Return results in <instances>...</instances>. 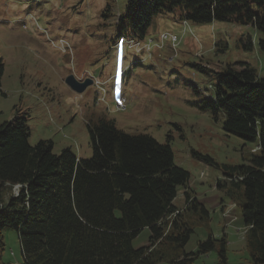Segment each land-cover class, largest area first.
<instances>
[{
	"label": "rangeland",
	"instance_id": "rangeland-1",
	"mask_svg": "<svg viewBox=\"0 0 264 264\" xmlns=\"http://www.w3.org/2000/svg\"><path fill=\"white\" fill-rule=\"evenodd\" d=\"M126 2L0 0V87L5 94L0 95V125L26 118L31 146L50 141L54 154L68 148L78 159L91 156L87 126L98 119L114 122L126 134L147 135L169 145L175 166L189 174L186 188L177 187L173 205L180 211L185 207L187 190L209 214L204 220L193 217L194 232L184 252H195L209 236L224 235L226 264H252L240 209L233 204L242 202V188L227 183L218 189L217 183L225 179L223 166H245L258 155L256 143L224 133L221 121L213 120L202 105L214 93L216 74L225 65L248 63L264 77V52L257 48L256 31L217 21L187 22L183 31L174 14H162L153 18L139 43L155 42L161 33L176 35L180 42L175 48L167 42L162 50L152 47L151 52L138 53L137 47H127L128 38L123 37L122 46L114 45ZM248 37L252 50L242 46ZM69 76L92 78L95 84L77 94L64 81ZM116 77L124 84L121 110L116 109L118 97L109 92ZM98 84L104 91L100 94ZM192 152L211 158L215 165ZM12 193L15 187L2 194V201ZM149 235L148 228L142 229L132 246H148ZM2 238L0 263L21 264L16 232L5 228ZM217 263L214 251L193 264Z\"/></svg>",
	"mask_w": 264,
	"mask_h": 264
},
{
	"label": "trees",
	"instance_id": "trees-1",
	"mask_svg": "<svg viewBox=\"0 0 264 264\" xmlns=\"http://www.w3.org/2000/svg\"><path fill=\"white\" fill-rule=\"evenodd\" d=\"M162 14L180 22L251 26L264 52V0H127L116 36L124 32L142 40ZM245 40L243 49L252 50V39ZM3 71L0 59V81ZM216 75L212 99L202 108L221 121L224 133L258 148L248 165L223 166L228 182L219 181L217 188L227 183L242 188V202L233 204L240 209L245 250L252 264H264V78L248 63L225 65ZM0 95L5 96L1 87ZM87 130L92 153L78 159L68 148L54 154L50 141L31 146L26 118L0 125V251L2 231L10 228L17 234L21 264H193L214 251L217 264H226L224 235L209 236L195 252H184L193 217L204 220L209 214L187 190L185 207L173 205L189 174L175 166L169 145L126 134L106 119ZM14 187L16 194L2 201ZM144 228L150 232L148 246L135 249L132 241Z\"/></svg>",
	"mask_w": 264,
	"mask_h": 264
},
{
	"label": "water",
	"instance_id": "water-1",
	"mask_svg": "<svg viewBox=\"0 0 264 264\" xmlns=\"http://www.w3.org/2000/svg\"><path fill=\"white\" fill-rule=\"evenodd\" d=\"M65 83L73 92L80 94L91 84V81L87 79L80 83L77 82L72 76H69L65 79Z\"/></svg>",
	"mask_w": 264,
	"mask_h": 264
},
{
	"label": "built area",
	"instance_id": "built-area-1",
	"mask_svg": "<svg viewBox=\"0 0 264 264\" xmlns=\"http://www.w3.org/2000/svg\"><path fill=\"white\" fill-rule=\"evenodd\" d=\"M160 39H161L162 41H164L165 39H171V37L169 38L167 34H163V35L160 36ZM10 254H11V256L13 255L12 252H11Z\"/></svg>",
	"mask_w": 264,
	"mask_h": 264
},
{
	"label": "bare ground",
	"instance_id": "bare-ground-1",
	"mask_svg": "<svg viewBox=\"0 0 264 264\" xmlns=\"http://www.w3.org/2000/svg\"><path fill=\"white\" fill-rule=\"evenodd\" d=\"M165 40H167V39H165ZM170 40H171L172 43H175V42L177 41V38H176L175 36H171V39H170ZM122 90H123V89L121 88V92H122ZM122 106H123V105H122ZM17 188H18V187H15V189H17Z\"/></svg>",
	"mask_w": 264,
	"mask_h": 264
},
{
	"label": "crops",
	"instance_id": "crops-1",
	"mask_svg": "<svg viewBox=\"0 0 264 264\" xmlns=\"http://www.w3.org/2000/svg\"><path fill=\"white\" fill-rule=\"evenodd\" d=\"M262 77V76H261ZM264 78V77H263ZM222 212H225L224 209H222ZM206 256V255H205Z\"/></svg>",
	"mask_w": 264,
	"mask_h": 264
}]
</instances>
